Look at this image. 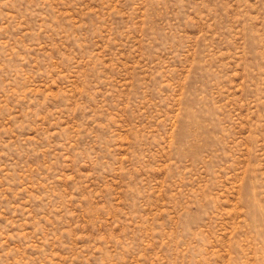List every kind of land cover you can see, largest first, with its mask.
<instances>
[{"label":"rangeland","instance_id":"374dc122","mask_svg":"<svg viewBox=\"0 0 264 264\" xmlns=\"http://www.w3.org/2000/svg\"><path fill=\"white\" fill-rule=\"evenodd\" d=\"M0 264H264V0H0Z\"/></svg>","mask_w":264,"mask_h":264}]
</instances>
